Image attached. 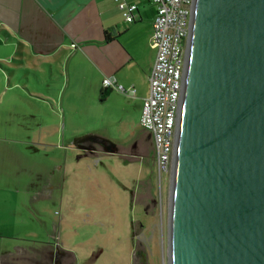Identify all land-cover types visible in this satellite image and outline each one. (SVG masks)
<instances>
[{"label": "water", "instance_id": "water-1", "mask_svg": "<svg viewBox=\"0 0 264 264\" xmlns=\"http://www.w3.org/2000/svg\"><path fill=\"white\" fill-rule=\"evenodd\" d=\"M168 246L169 264H264V0H194Z\"/></svg>", "mask_w": 264, "mask_h": 264}, {"label": "rangeland", "instance_id": "rangeland-1", "mask_svg": "<svg viewBox=\"0 0 264 264\" xmlns=\"http://www.w3.org/2000/svg\"><path fill=\"white\" fill-rule=\"evenodd\" d=\"M3 1L0 0V8L6 6ZM6 22H0V57H9V60L0 61V90L5 88L6 93L0 105V120L4 117L15 120V112L20 114L23 109L30 136L38 135L43 129L46 136L55 134V142L57 134L60 135L62 149H66V144L76 147L68 152L49 146L53 139L43 142L45 166L43 176L39 172L38 181L43 185H55L51 189L52 196L38 202L44 207L46 228L55 234L54 225L65 215L74 218L71 223L74 233L80 232L85 224L83 231L89 237L87 247L104 249L100 264H113L111 257L116 258L118 249L117 264H169L170 178L159 174L152 140H145L148 133L141 127L140 98L147 91V84L143 82L138 86L141 93L136 99L119 93L101 100L98 79L92 70L81 76L71 75L75 81L71 76L68 79L67 75L54 74L53 77V73L46 70L43 75L35 69L38 57L19 39L23 34L31 45H38L37 24L27 17L24 26L14 27L13 35L5 27ZM38 91L58 100L60 107L55 106V109L60 118L53 115L49 105H46V115L40 116V110L33 104L39 97ZM8 129L9 133L16 134L19 126L12 122ZM88 132L114 142L119 153H106L100 146L96 151H85L70 143L71 138L90 135ZM39 143L33 137L27 144L30 167L36 163L37 152L43 151ZM64 152L70 154L66 153L65 157ZM41 166L39 163L36 169L40 171ZM56 185H63L61 193ZM30 194L31 190H28L23 196L29 201ZM28 215L31 216V212ZM77 219L79 221L75 222ZM82 219L86 222H81ZM26 227L27 230L42 231L37 221L29 220ZM55 242L52 240L53 246H56Z\"/></svg>", "mask_w": 264, "mask_h": 264}, {"label": "crops", "instance_id": "crops-1", "mask_svg": "<svg viewBox=\"0 0 264 264\" xmlns=\"http://www.w3.org/2000/svg\"><path fill=\"white\" fill-rule=\"evenodd\" d=\"M126 1L138 6L134 22L125 21L116 0H4L2 4L6 6L0 8V16L3 15L7 22L3 17L0 22H6L5 27L13 35L16 30L14 27L24 24L27 17L37 24L38 45H31L23 34L19 39L38 57V66L35 69L39 73L44 75L46 70L52 72L53 77L54 74L67 75L69 79L71 75L81 76L92 70L98 79L99 92L101 95L102 91L105 93L104 99L119 93L136 99L139 97L138 93H141L137 90L138 86L145 82L147 91L140 98L143 108L144 99L149 92L148 76L156 55L151 46L156 6L148 0ZM105 31L113 38L111 41H105ZM5 60H9V57H0V61ZM111 75L125 88L133 86L134 96L114 89H105L103 79ZM73 80L75 81L74 78ZM4 92L5 88H1L0 105L5 100ZM37 95L39 97L34 99L33 104L40 110V116L46 115V105H49L53 115L60 118L55 109V106L60 107L58 100L41 91H38ZM25 109L27 114L26 104ZM22 112L23 109L20 114L15 112V120L5 117L0 120V264H100L104 249L100 246L96 250L87 247L89 237L83 231L85 224L80 232L74 233L71 226L74 218L65 215L54 225V235L46 228L44 207L38 202L51 197V189H54L55 185L39 183L38 175L40 172L43 176L45 166L43 142L55 138V134L46 136L41 129L38 135L30 136L27 133L28 119H23ZM12 122L19 126L16 134L9 133L8 126ZM59 124L60 120L56 125L57 132ZM88 134L96 135L95 132ZM33 137L40 141L39 146L43 147V151L40 154L37 152L36 163L30 167L27 144ZM59 141L60 135L57 134L56 142L53 139L49 146L68 152L76 148L66 144V149H62ZM73 141L71 138L70 143ZM68 152H64L65 157ZM39 163L43 168L40 171L36 169ZM56 186L61 193L63 185ZM28 190H31L29 201L23 196ZM28 212H31V216ZM29 220L40 223L42 231L27 230ZM78 221L79 219L75 222ZM80 221L86 222L85 219ZM54 239L56 246L51 243ZM118 251L115 252L116 258L111 257L113 264H117L119 260Z\"/></svg>", "mask_w": 264, "mask_h": 264}, {"label": "built area", "instance_id": "built-area-1", "mask_svg": "<svg viewBox=\"0 0 264 264\" xmlns=\"http://www.w3.org/2000/svg\"><path fill=\"white\" fill-rule=\"evenodd\" d=\"M118 8L126 22H134L138 6L126 0ZM156 6L151 46L155 60L148 82L149 92L143 102L141 127L150 134L156 168L170 178L176 147L182 92L187 62L188 43L194 0H148ZM105 89L134 96L133 86L125 88L114 75L103 79Z\"/></svg>", "mask_w": 264, "mask_h": 264}, {"label": "flooded vegetation", "instance_id": "flooded-vegetation-1", "mask_svg": "<svg viewBox=\"0 0 264 264\" xmlns=\"http://www.w3.org/2000/svg\"><path fill=\"white\" fill-rule=\"evenodd\" d=\"M137 144V141H135V143L133 144V146L135 147ZM83 146H86V147H90V146H93L94 147V150H97V147L100 146L101 148H103L100 144L98 143H95V142H92V141H86V142H83L82 143ZM78 147V145H76ZM85 151H88V150H85ZM118 153H119V147H118Z\"/></svg>", "mask_w": 264, "mask_h": 264}, {"label": "trees", "instance_id": "trees-1", "mask_svg": "<svg viewBox=\"0 0 264 264\" xmlns=\"http://www.w3.org/2000/svg\"><path fill=\"white\" fill-rule=\"evenodd\" d=\"M104 38H105V41H111V40L113 39L107 31H105V36H104ZM104 95H105V93H104V91H102L101 100L104 99V98H103ZM145 140H147V141L152 140L150 134H147V136L145 137ZM152 144H153V143H152Z\"/></svg>", "mask_w": 264, "mask_h": 264}]
</instances>
